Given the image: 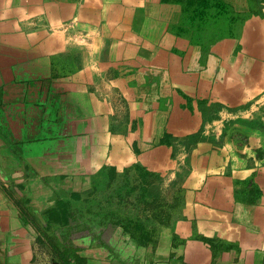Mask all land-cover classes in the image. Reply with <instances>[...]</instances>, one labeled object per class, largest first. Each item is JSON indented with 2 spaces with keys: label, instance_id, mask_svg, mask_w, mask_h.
Here are the masks:
<instances>
[{
  "label": "crops",
  "instance_id": "0c3cea01",
  "mask_svg": "<svg viewBox=\"0 0 264 264\" xmlns=\"http://www.w3.org/2000/svg\"><path fill=\"white\" fill-rule=\"evenodd\" d=\"M189 1L0 0V264H47L58 199L102 231L74 238L87 264H116L110 246L140 264H264V0H223L244 24L208 48ZM115 182L124 201L139 187L146 238L84 216Z\"/></svg>",
  "mask_w": 264,
  "mask_h": 264
},
{
  "label": "trees",
  "instance_id": "16d2710c",
  "mask_svg": "<svg viewBox=\"0 0 264 264\" xmlns=\"http://www.w3.org/2000/svg\"><path fill=\"white\" fill-rule=\"evenodd\" d=\"M230 11V5L223 0H190L189 5L184 8L182 22L185 23V26L188 25L192 31V40L208 48L217 40L227 35L235 36L241 31L245 17L238 13L234 7L233 15L230 14ZM135 167L140 172L147 173L140 163H136ZM110 173L114 175L115 169L112 168ZM128 186L130 187L123 194L126 198L133 190L139 188L131 186V184ZM141 192L147 204L152 202L147 197L146 190L142 189ZM73 197L79 199L78 194H74ZM137 200L140 201V198L138 197ZM47 216L46 224L43 225L45 229L42 231V236L38 238L39 242L43 243L45 236V241L49 243L61 264H87L86 259L79 254L81 248L74 243V238H77L81 232L82 235L91 232V227L81 218L77 209L72 206L70 201L58 199L56 206L49 208ZM120 223L122 224V221L114 219L111 220L110 225L116 227ZM125 223L129 224L124 227L126 231L130 230L129 227L135 228L136 232L132 231V236L146 238V231L143 230L144 227L141 228L143 220L139 214L136 217H129ZM57 225L59 226L56 227ZM64 227L67 229L64 230ZM91 237L101 243L104 242L102 231ZM110 247L112 248V246ZM132 262L138 263L137 261Z\"/></svg>",
  "mask_w": 264,
  "mask_h": 264
},
{
  "label": "rangeland",
  "instance_id": "374dc122",
  "mask_svg": "<svg viewBox=\"0 0 264 264\" xmlns=\"http://www.w3.org/2000/svg\"><path fill=\"white\" fill-rule=\"evenodd\" d=\"M261 100H264V97L261 98ZM262 104L264 106V103ZM262 115L264 116V111ZM119 186H120L119 182H115L113 185L110 184V186L107 187L103 184L100 185L99 191L96 190L97 193L94 194V196L92 197V201H87L91 207L88 209L89 212H86L85 208L83 209L84 216L87 218L88 222L93 223L95 226L100 227L104 223H107L113 219L115 220L119 219L120 221L125 223L129 217L132 218L138 216L137 207L139 206L140 202L137 200L138 198L137 191L140 190H133V192L129 194L128 198L125 199L124 201L120 199L121 194H119L118 192ZM126 187L129 188L130 186H126ZM89 204H85V205H89ZM126 224L129 225L128 223ZM109 227L112 226L110 225ZM91 234L92 236H95L96 232L93 231L91 232ZM43 240H44L43 243L39 242L40 244H43L42 245L43 248H41V246L39 247H40V251L44 252V254L46 255V263L61 264L60 260L54 255L49 243L45 241V236L43 237ZM112 248L109 247L112 255H114L115 257L114 259L116 264L118 263L140 264V262L138 263L132 262L131 258H128L126 256L124 257L122 252L117 251L115 248L113 249Z\"/></svg>",
  "mask_w": 264,
  "mask_h": 264
}]
</instances>
